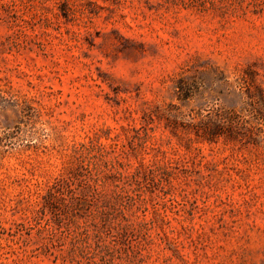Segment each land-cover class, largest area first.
<instances>
[{
    "label": "rangeland",
    "instance_id": "1",
    "mask_svg": "<svg viewBox=\"0 0 264 264\" xmlns=\"http://www.w3.org/2000/svg\"><path fill=\"white\" fill-rule=\"evenodd\" d=\"M0 264H264V0H0Z\"/></svg>",
    "mask_w": 264,
    "mask_h": 264
},
{
    "label": "trees",
    "instance_id": "2",
    "mask_svg": "<svg viewBox=\"0 0 264 264\" xmlns=\"http://www.w3.org/2000/svg\"><path fill=\"white\" fill-rule=\"evenodd\" d=\"M175 124H178V122L177 121H175ZM190 124H192V125H199V123H197V122H194V121H192ZM218 127H221V126H225V125H227V128H229V129H231V128H233V126H234V124L232 123V122H230V123H226L224 120H218ZM218 133H220V132H218ZM214 138H210V140H213ZM52 193V191L49 193V195Z\"/></svg>",
    "mask_w": 264,
    "mask_h": 264
}]
</instances>
